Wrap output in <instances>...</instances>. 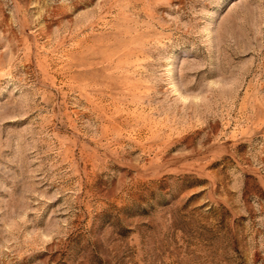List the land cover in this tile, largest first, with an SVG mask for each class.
<instances>
[{
	"label": "rangeland",
	"instance_id": "1",
	"mask_svg": "<svg viewBox=\"0 0 264 264\" xmlns=\"http://www.w3.org/2000/svg\"><path fill=\"white\" fill-rule=\"evenodd\" d=\"M0 264H264V0H0Z\"/></svg>",
	"mask_w": 264,
	"mask_h": 264
}]
</instances>
